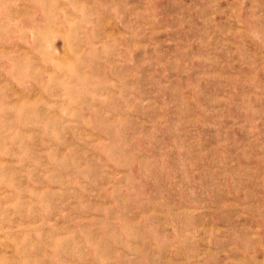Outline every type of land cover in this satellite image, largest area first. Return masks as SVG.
Masks as SVG:
<instances>
[{
	"label": "rangeland",
	"instance_id": "1",
	"mask_svg": "<svg viewBox=\"0 0 264 264\" xmlns=\"http://www.w3.org/2000/svg\"><path fill=\"white\" fill-rule=\"evenodd\" d=\"M0 264H264V0H0Z\"/></svg>",
	"mask_w": 264,
	"mask_h": 264
}]
</instances>
